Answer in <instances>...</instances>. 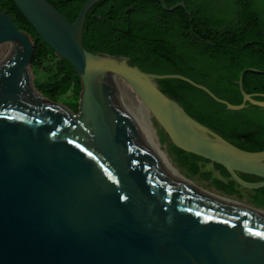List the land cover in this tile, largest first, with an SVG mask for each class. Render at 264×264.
I'll return each instance as SVG.
<instances>
[{
    "label": "water",
    "instance_id": "95a60500",
    "mask_svg": "<svg viewBox=\"0 0 264 264\" xmlns=\"http://www.w3.org/2000/svg\"><path fill=\"white\" fill-rule=\"evenodd\" d=\"M13 1L82 91L76 114L37 97L31 42L0 10V264H264V207L217 190L200 166L190 172L172 144L249 190L264 187V150L199 123L158 80L180 79L233 111L264 108V94L246 93L240 76L242 102L232 104L186 76L88 51L85 17L101 0L73 23L47 0Z\"/></svg>",
    "mask_w": 264,
    "mask_h": 264
},
{
    "label": "trees",
    "instance_id": "16d2710c",
    "mask_svg": "<svg viewBox=\"0 0 264 264\" xmlns=\"http://www.w3.org/2000/svg\"><path fill=\"white\" fill-rule=\"evenodd\" d=\"M47 1L73 23L87 0ZM179 1L164 0L168 7ZM184 2L185 9L167 12L158 0H101L86 14L83 46L92 53L125 57L131 65L147 72L186 76L232 104L242 102L240 76L246 93L264 94V0ZM0 10L11 16L31 42L29 67L47 72L45 80L34 79L35 95L76 114L82 85L73 66L55 55L13 0H0ZM158 83L189 116L234 146L247 151L264 150V108L247 103L241 110H228L180 79H161ZM69 92L71 95H67ZM255 99L264 100L260 96ZM172 147L180 164L192 173L209 163L173 144ZM213 166L227 180L212 176L211 171L203 176L211 179L217 190L237 194L239 186L225 168L216 163ZM239 176L249 182L261 180ZM253 191V203L264 207V187Z\"/></svg>",
    "mask_w": 264,
    "mask_h": 264
},
{
    "label": "rangeland",
    "instance_id": "374dc122",
    "mask_svg": "<svg viewBox=\"0 0 264 264\" xmlns=\"http://www.w3.org/2000/svg\"><path fill=\"white\" fill-rule=\"evenodd\" d=\"M48 64V62L46 61L44 63V65L46 66ZM29 77L32 80V82L34 81V79H40V80H45L47 78V72L44 69L41 68H30L29 69ZM67 95H71V92H69ZM201 165V163H198ZM200 169L203 173L207 172V171H211L212 172V176H216V177H220L223 180H227L226 177L221 176L220 173L215 170L213 163H206L204 166H200ZM211 180V179H210ZM238 193L237 194H232L235 195L239 198H242L246 201H249L251 203H253L251 196L253 195L254 191L253 190H249V189H245V188H241L238 187ZM254 204V203H253ZM259 206V205H258Z\"/></svg>",
    "mask_w": 264,
    "mask_h": 264
},
{
    "label": "bare ground",
    "instance_id": "6f19581e",
    "mask_svg": "<svg viewBox=\"0 0 264 264\" xmlns=\"http://www.w3.org/2000/svg\"><path fill=\"white\" fill-rule=\"evenodd\" d=\"M130 85V84H129ZM39 105H41V106H44V107H46V108H48V109H52L49 105H47V104H45V103H42V102H37ZM55 109V108H54Z\"/></svg>",
    "mask_w": 264,
    "mask_h": 264
},
{
    "label": "snow or ice",
    "instance_id": "6c2138e0",
    "mask_svg": "<svg viewBox=\"0 0 264 264\" xmlns=\"http://www.w3.org/2000/svg\"><path fill=\"white\" fill-rule=\"evenodd\" d=\"M256 235H262V234H260V233H256Z\"/></svg>",
    "mask_w": 264,
    "mask_h": 264
},
{
    "label": "flooded vegetation",
    "instance_id": "af4514ba",
    "mask_svg": "<svg viewBox=\"0 0 264 264\" xmlns=\"http://www.w3.org/2000/svg\"><path fill=\"white\" fill-rule=\"evenodd\" d=\"M239 174H241V173H239ZM244 175H246V174H244ZM247 176H251V175H247ZM253 177V176H252Z\"/></svg>",
    "mask_w": 264,
    "mask_h": 264
}]
</instances>
